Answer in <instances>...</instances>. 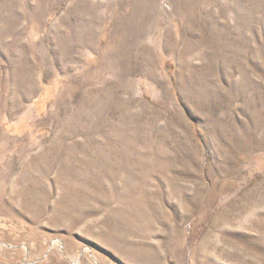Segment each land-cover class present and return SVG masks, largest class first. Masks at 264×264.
Wrapping results in <instances>:
<instances>
[{
  "label": "rangeland",
  "instance_id": "1",
  "mask_svg": "<svg viewBox=\"0 0 264 264\" xmlns=\"http://www.w3.org/2000/svg\"><path fill=\"white\" fill-rule=\"evenodd\" d=\"M0 264H264V0H0Z\"/></svg>",
  "mask_w": 264,
  "mask_h": 264
}]
</instances>
